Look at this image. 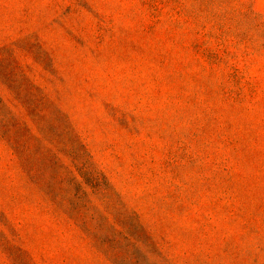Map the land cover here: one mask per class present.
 Listing matches in <instances>:
<instances>
[{
    "label": "rangeland",
    "instance_id": "rangeland-1",
    "mask_svg": "<svg viewBox=\"0 0 264 264\" xmlns=\"http://www.w3.org/2000/svg\"><path fill=\"white\" fill-rule=\"evenodd\" d=\"M0 264H264V0H0Z\"/></svg>",
    "mask_w": 264,
    "mask_h": 264
}]
</instances>
